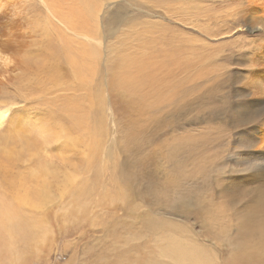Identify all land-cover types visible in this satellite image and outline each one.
Returning a JSON list of instances; mask_svg holds the SVG:
<instances>
[{
  "label": "rangeland",
  "instance_id": "374dc122",
  "mask_svg": "<svg viewBox=\"0 0 264 264\" xmlns=\"http://www.w3.org/2000/svg\"><path fill=\"white\" fill-rule=\"evenodd\" d=\"M248 1L91 0L82 23L70 12L84 6L60 0L51 46L70 43L82 74L60 60L40 92L0 94L29 129L10 146L20 172L42 159L51 173L38 219L48 246L23 264L264 257V32L247 29L260 10Z\"/></svg>",
  "mask_w": 264,
  "mask_h": 264
},
{
  "label": "bare ground",
  "instance_id": "6f19581e",
  "mask_svg": "<svg viewBox=\"0 0 264 264\" xmlns=\"http://www.w3.org/2000/svg\"><path fill=\"white\" fill-rule=\"evenodd\" d=\"M76 2L84 6V12L71 11V17L82 15V19L75 20L82 23L90 20L91 0H76ZM248 2L256 3L260 10L247 12L245 22L247 29L264 32V0ZM55 6L62 7L60 0H0V94H3L5 89L4 93L10 96L11 89L20 90L19 88L23 89V87H25L23 93L30 90V92H40L45 77L51 76L55 79L57 75L54 77V74L59 73L57 66L60 60L69 65L77 76L82 74L83 67H80L70 43L63 40L64 47L61 50L51 46L50 34L53 33L50 21L59 12ZM75 26L73 25V30L76 31ZM30 44L37 46L32 53L27 50ZM262 52L263 58L260 60L263 61V80L260 90L264 93V50ZM34 84H36L35 90H28V86ZM14 103L12 98L6 96L0 98V215L10 216L6 220H0V259H4L3 262L10 260V264H23L22 260L31 252L42 254L43 247L48 246L49 232L45 233L38 219L47 205L46 201L50 198L47 187L48 176L51 173L48 165L42 164V159H39L40 163L38 161L35 164L34 170L20 172L19 168L26 166L25 160L21 159L20 155L19 159H14L16 150L14 148L13 151L10 146L23 145L29 136V129L14 124L15 117L11 111V105ZM262 106L264 112V103ZM58 107L67 110L68 105ZM69 107L71 109L73 106L69 104ZM29 172L32 174H28ZM65 175L61 185L68 190L74 179ZM33 181L41 182L39 187L41 192L29 186ZM43 225L45 226L44 221ZM168 255H171L170 251ZM182 261L181 264H207L200 258L198 252L190 250L184 252ZM229 264H264V257L255 251H250V255L238 253L230 258Z\"/></svg>",
  "mask_w": 264,
  "mask_h": 264
},
{
  "label": "water",
  "instance_id": "95a60500",
  "mask_svg": "<svg viewBox=\"0 0 264 264\" xmlns=\"http://www.w3.org/2000/svg\"><path fill=\"white\" fill-rule=\"evenodd\" d=\"M259 103H264V101H258Z\"/></svg>",
  "mask_w": 264,
  "mask_h": 264
}]
</instances>
